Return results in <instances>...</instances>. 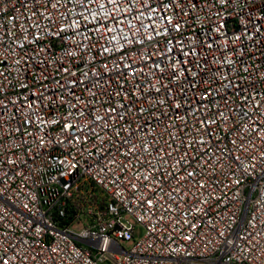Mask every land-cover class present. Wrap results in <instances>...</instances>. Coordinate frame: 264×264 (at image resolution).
Masks as SVG:
<instances>
[{"label": "built area", "instance_id": "2783aa9c", "mask_svg": "<svg viewBox=\"0 0 264 264\" xmlns=\"http://www.w3.org/2000/svg\"><path fill=\"white\" fill-rule=\"evenodd\" d=\"M0 264H264V0H0Z\"/></svg>", "mask_w": 264, "mask_h": 264}, {"label": "rangeland", "instance_id": "374dc122", "mask_svg": "<svg viewBox=\"0 0 264 264\" xmlns=\"http://www.w3.org/2000/svg\"><path fill=\"white\" fill-rule=\"evenodd\" d=\"M143 230L141 228L135 229V236L140 237L142 235Z\"/></svg>", "mask_w": 264, "mask_h": 264}]
</instances>
